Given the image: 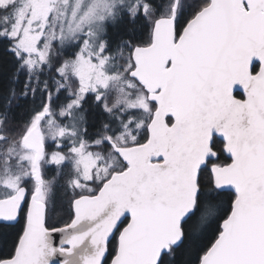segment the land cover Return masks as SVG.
I'll return each mask as SVG.
<instances>
[{
	"label": "snow or ice",
	"instance_id": "6c2138e0",
	"mask_svg": "<svg viewBox=\"0 0 264 264\" xmlns=\"http://www.w3.org/2000/svg\"><path fill=\"white\" fill-rule=\"evenodd\" d=\"M5 65L0 264H264V0H0Z\"/></svg>",
	"mask_w": 264,
	"mask_h": 264
},
{
	"label": "trees",
	"instance_id": "16d2710c",
	"mask_svg": "<svg viewBox=\"0 0 264 264\" xmlns=\"http://www.w3.org/2000/svg\"><path fill=\"white\" fill-rule=\"evenodd\" d=\"M10 66L8 65H5L4 67L0 68V73H3V74H7V71L9 69ZM239 96V94H237Z\"/></svg>",
	"mask_w": 264,
	"mask_h": 264
}]
</instances>
